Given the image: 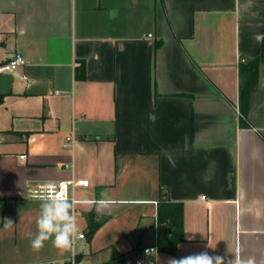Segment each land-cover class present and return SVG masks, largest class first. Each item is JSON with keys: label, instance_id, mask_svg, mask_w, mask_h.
Instances as JSON below:
<instances>
[{"label": "crops", "instance_id": "obj_1", "mask_svg": "<svg viewBox=\"0 0 264 264\" xmlns=\"http://www.w3.org/2000/svg\"><path fill=\"white\" fill-rule=\"evenodd\" d=\"M263 37L264 0H0V59L28 61L0 73V264H264V62L249 127L239 91ZM70 178L89 180L73 192L93 201L74 210L85 237L33 251L32 188ZM159 217L180 227L174 252Z\"/></svg>", "mask_w": 264, "mask_h": 264}, {"label": "clouds", "instance_id": "obj_2", "mask_svg": "<svg viewBox=\"0 0 264 264\" xmlns=\"http://www.w3.org/2000/svg\"><path fill=\"white\" fill-rule=\"evenodd\" d=\"M44 187L45 195L40 200L39 214L35 221L36 232L29 234L30 246L33 251L38 252L43 249L46 242L50 241L55 248L71 252L77 241L82 239V229L75 215V207L78 203L87 204L93 201L87 198L77 200L74 196H65L63 194L64 184H58L56 181H48ZM94 203L104 206L110 201L101 198ZM13 225L11 219L3 220L5 229H11ZM208 247L215 248L210 244ZM145 255L154 258L157 262L160 259L158 250L155 249H146ZM166 264H253V261L251 259L244 261L239 255H234L233 259H227L226 256H212L207 251H203L181 258L170 257Z\"/></svg>", "mask_w": 264, "mask_h": 264}, {"label": "trees", "instance_id": "obj_3", "mask_svg": "<svg viewBox=\"0 0 264 264\" xmlns=\"http://www.w3.org/2000/svg\"><path fill=\"white\" fill-rule=\"evenodd\" d=\"M264 62V37H263V43H262V52L261 55L255 59H245L241 60L239 69H240V111H241V120L240 124L242 127H249V123L247 122V118L252 106L254 93L258 89L259 84V70H260V64ZM3 97L0 96V100ZM181 213V209H179V215ZM99 223L93 222L89 224V237H91L96 229L98 228ZM171 222L169 223V226L163 224L162 218L159 217V226H158V249L160 251H175V245L177 238L174 236L176 235V231L178 228L172 230ZM171 227V229H169ZM172 230V236L169 237L168 234ZM133 255V252H131V255ZM81 257L76 255L75 260L76 263L79 264L81 262ZM126 258L121 256L120 258H115L106 261L103 264H122L126 262ZM66 264H71V262H67Z\"/></svg>", "mask_w": 264, "mask_h": 264}, {"label": "built area", "instance_id": "obj_4", "mask_svg": "<svg viewBox=\"0 0 264 264\" xmlns=\"http://www.w3.org/2000/svg\"><path fill=\"white\" fill-rule=\"evenodd\" d=\"M28 61L20 54H15L14 56L8 58L7 60L3 61L0 59V73L16 69L19 66L27 64ZM67 141L73 143L74 142V135H70L67 137ZM58 184H64L63 194L65 196L73 197V192L78 186H88L89 180L87 179H76L70 178L61 181H56ZM47 183V182H46ZM46 183H39L34 186L31 190L30 196L34 199H41L45 195V184ZM85 235L82 233V238ZM71 264H77L75 260V254L69 259ZM145 259L137 260V263L144 262Z\"/></svg>", "mask_w": 264, "mask_h": 264}, {"label": "rangeland", "instance_id": "obj_5", "mask_svg": "<svg viewBox=\"0 0 264 264\" xmlns=\"http://www.w3.org/2000/svg\"><path fill=\"white\" fill-rule=\"evenodd\" d=\"M139 257L142 258V255L140 254ZM135 262H136V261H135V258L133 257V258H129V259H128L127 264H136Z\"/></svg>", "mask_w": 264, "mask_h": 264}, {"label": "water", "instance_id": "obj_6", "mask_svg": "<svg viewBox=\"0 0 264 264\" xmlns=\"http://www.w3.org/2000/svg\"><path fill=\"white\" fill-rule=\"evenodd\" d=\"M155 249V248H154Z\"/></svg>", "mask_w": 264, "mask_h": 264}]
</instances>
